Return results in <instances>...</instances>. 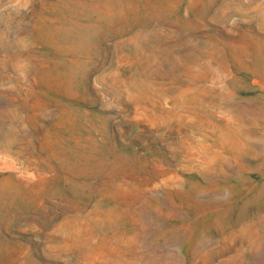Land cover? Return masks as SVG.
<instances>
[{"label": "rangeland", "instance_id": "obj_1", "mask_svg": "<svg viewBox=\"0 0 264 264\" xmlns=\"http://www.w3.org/2000/svg\"><path fill=\"white\" fill-rule=\"evenodd\" d=\"M0 264H264V0H0Z\"/></svg>", "mask_w": 264, "mask_h": 264}]
</instances>
